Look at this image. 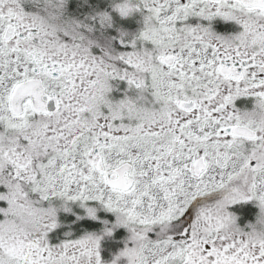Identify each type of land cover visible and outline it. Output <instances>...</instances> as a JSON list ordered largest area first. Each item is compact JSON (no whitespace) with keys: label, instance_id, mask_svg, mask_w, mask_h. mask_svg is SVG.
<instances>
[{"label":"snow or ice","instance_id":"snow-or-ice-1","mask_svg":"<svg viewBox=\"0 0 264 264\" xmlns=\"http://www.w3.org/2000/svg\"><path fill=\"white\" fill-rule=\"evenodd\" d=\"M0 264H264V0H0Z\"/></svg>","mask_w":264,"mask_h":264}]
</instances>
